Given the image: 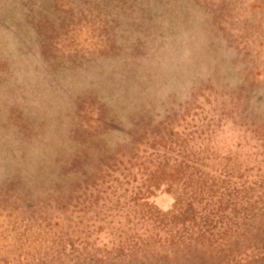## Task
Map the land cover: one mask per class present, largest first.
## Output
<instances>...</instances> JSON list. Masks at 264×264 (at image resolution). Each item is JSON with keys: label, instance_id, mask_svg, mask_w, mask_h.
Here are the masks:
<instances>
[{"label": "rangeland", "instance_id": "1", "mask_svg": "<svg viewBox=\"0 0 264 264\" xmlns=\"http://www.w3.org/2000/svg\"><path fill=\"white\" fill-rule=\"evenodd\" d=\"M0 264H264V0H0Z\"/></svg>", "mask_w": 264, "mask_h": 264}]
</instances>
